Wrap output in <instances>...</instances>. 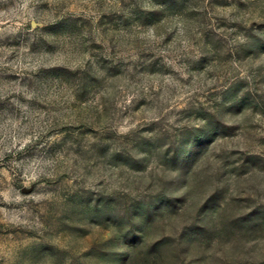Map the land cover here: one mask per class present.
Here are the masks:
<instances>
[{
  "label": "rangeland",
  "instance_id": "obj_1",
  "mask_svg": "<svg viewBox=\"0 0 264 264\" xmlns=\"http://www.w3.org/2000/svg\"><path fill=\"white\" fill-rule=\"evenodd\" d=\"M0 264H264V0H0Z\"/></svg>",
  "mask_w": 264,
  "mask_h": 264
}]
</instances>
